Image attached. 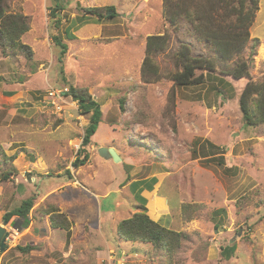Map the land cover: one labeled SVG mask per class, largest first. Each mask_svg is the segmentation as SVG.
I'll return each mask as SVG.
<instances>
[{
  "label": "rangeland",
  "instance_id": "1",
  "mask_svg": "<svg viewBox=\"0 0 264 264\" xmlns=\"http://www.w3.org/2000/svg\"><path fill=\"white\" fill-rule=\"evenodd\" d=\"M168 1L8 0L11 12L30 19L22 41L33 59L0 51V226L24 200L34 198L35 205L28 227L17 216L5 225L0 264H264V124L248 126L243 119L239 98L248 80L225 76L217 65L202 85H175L178 43L191 45L196 56L212 47L204 28L182 22L175 33ZM198 3L217 28L223 8ZM105 6H114L117 16L100 25L80 20L84 8ZM56 7L62 9L58 35L69 47L62 62L51 38ZM163 34L171 42L153 58L160 74L144 75L147 38ZM250 36L260 40L251 78L262 83L264 0ZM71 87L87 89L102 111L85 147L89 159L79 169L73 162L84 149L89 115L66 97L58 108L47 103L49 89ZM108 147L126 161L101 157L99 150ZM146 178V184L126 181ZM151 198L161 199L162 209L152 211ZM142 207L183 235L178 250L169 254L119 237L118 225ZM233 245L227 258L224 248ZM26 247L34 250L20 251Z\"/></svg>",
  "mask_w": 264,
  "mask_h": 264
},
{
  "label": "trees",
  "instance_id": "2",
  "mask_svg": "<svg viewBox=\"0 0 264 264\" xmlns=\"http://www.w3.org/2000/svg\"><path fill=\"white\" fill-rule=\"evenodd\" d=\"M207 1L213 4L212 8H223V12L218 15L220 24L217 28L216 23L211 18L207 19L200 14L201 3H198V0H173L168 1L165 5L167 22L174 27L175 33H178L182 22H187L191 27L195 25L198 32L204 28L207 30V38L204 41L212 47V50L208 48L209 55L196 56L193 54L191 45L186 42H179L173 55L177 71L171 75L172 81L177 86L202 85L206 81V76L209 73L216 72L217 65H220L223 67V75L234 80H248L239 98L245 124L248 126L264 124V82L256 83L251 78V68L260 46V40L257 38L251 39L250 29L254 23L256 13L259 11L260 0ZM61 13L62 9L58 7L51 11L54 22L51 28L53 32L51 38L54 47L61 50L59 62L63 61L69 50L67 43L58 35L62 25ZM116 16L117 12L114 6L92 7L83 9L80 20L82 22L87 20L101 22L105 19H113ZM29 30V17L21 11L11 12L8 0H0V51L6 57H15L20 54L28 60L33 59V50L22 41L23 36ZM66 37L70 40L73 39L72 35H66ZM170 42L171 36L168 34L151 35L147 38L146 56L142 64L144 75L159 76V69L154 64L153 58L165 53ZM245 54H247V58L244 57ZM66 95L71 102L78 104L81 114L89 115V124L85 129L82 141L84 149H80L79 156L73 162L74 168L79 169L89 159L85 147L92 143V138L102 122L101 105L89 94L87 89L71 87L70 92ZM81 154H84L83 159H80ZM9 159H15V156ZM66 175L70 180L74 179L69 170ZM9 176L10 173H6L3 180H9ZM163 204L161 199L156 198L150 201L149 206L152 211H157L159 208L162 209ZM34 205V198L24 200L19 208L3 216V222L8 224L17 216L20 220L25 221L24 226L28 227L29 215ZM52 222V225L56 227V223ZM62 229L67 228L63 227ZM117 233L125 241L151 243L154 247L156 246L159 250L169 254L180 248L183 237L180 233L154 221L148 215L146 207H142V211L135 213L131 218L123 220L118 225ZM32 250H34L33 247L20 248L23 253ZM234 250H236V245L231 248H224L226 257L230 258Z\"/></svg>",
  "mask_w": 264,
  "mask_h": 264
},
{
  "label": "water",
  "instance_id": "3",
  "mask_svg": "<svg viewBox=\"0 0 264 264\" xmlns=\"http://www.w3.org/2000/svg\"><path fill=\"white\" fill-rule=\"evenodd\" d=\"M99 154L101 157L113 160L115 163L122 162L121 157L118 155L117 151L114 148H101L99 150ZM6 223H4L2 226H0V256L1 253L5 251L6 248V239L8 238V233L6 231V228H4Z\"/></svg>",
  "mask_w": 264,
  "mask_h": 264
},
{
  "label": "built area",
  "instance_id": "4",
  "mask_svg": "<svg viewBox=\"0 0 264 264\" xmlns=\"http://www.w3.org/2000/svg\"><path fill=\"white\" fill-rule=\"evenodd\" d=\"M68 93H69V90L68 89H63V90H55L54 88L49 89V91L47 92L48 97H49L47 103L51 107L58 108V107H60L59 104L61 102H63V99L65 97L67 98V95L66 94H68ZM55 100L58 101V105H57V103H56ZM71 103H73V102H71ZM74 103H76V102H74Z\"/></svg>",
  "mask_w": 264,
  "mask_h": 264
},
{
  "label": "crops",
  "instance_id": "5",
  "mask_svg": "<svg viewBox=\"0 0 264 264\" xmlns=\"http://www.w3.org/2000/svg\"><path fill=\"white\" fill-rule=\"evenodd\" d=\"M87 24H98V25H100L101 24V22H91V23H87ZM87 24H85V25H87ZM109 148V147H108ZM113 148V147H112ZM116 151H117V153H118V155L121 157V159H122V162H125L126 161V159L124 158V156L121 154V152H119V150L117 149V148H114ZM131 172V171H130ZM133 176L134 175H131V178H133ZM154 177H150V179H153ZM156 180H158V179H156ZM126 181H127V184H135V182H138V183H149V181L150 180H148V178H146V179H144V180H139V179H134V180H128V179H126ZM130 182V183H129ZM126 183V182H125ZM126 184V185H127ZM145 184H143V185H145ZM126 185H124V186H126ZM143 185H141V187H143ZM144 189V188H143ZM143 189H141V190H143ZM147 189H149V191L150 192H153L152 190H154V189H150V188H147ZM148 194V191L145 189V190H143V195L145 196V198H146V195ZM151 200H152V198H151ZM29 217H30V215H29ZM30 221H31V219H30ZM29 221V222H30ZM29 225V224H28Z\"/></svg>",
  "mask_w": 264,
  "mask_h": 264
}]
</instances>
